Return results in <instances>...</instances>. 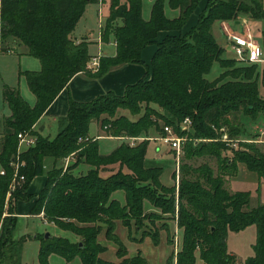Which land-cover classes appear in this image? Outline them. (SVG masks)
<instances>
[{"label":"trees","instance_id":"trees-1","mask_svg":"<svg viewBox=\"0 0 264 264\" xmlns=\"http://www.w3.org/2000/svg\"><path fill=\"white\" fill-rule=\"evenodd\" d=\"M99 1L0 0V37L16 38L41 64L39 71L22 73L35 97L34 105L30 106L16 89H3L10 116L4 120L0 142V170L4 171L0 176V257L9 253L11 264H21L20 245L26 240L13 242L16 219L12 216L17 202L30 198L29 183L44 176L47 182L29 214L41 216L45 223L71 232L80 240L74 243L52 235L48 239L35 238L40 241L38 264H49L53 254L67 262L80 258L83 264H114L100 257L106 251L98 242L102 225L107 226V238L118 244V255L125 256L127 250L115 235L116 222L126 227L135 222L140 227L145 219L154 216L146 213V201L168 215L169 220H176L182 231L176 264H196L197 253L204 264H239L237 256L228 252V234L253 225L257 227L255 256L244 264H264V205L250 208V194H231L224 188V180L214 178L210 168L198 170L210 188L199 180L184 179L176 191V185L168 187L161 182L162 168H148L145 164L148 134L159 128V121L187 135L180 132L179 125L191 119L193 132L189 136L200 143L199 155L220 159L230 145H242L230 115L240 111L253 118L264 115L256 64H242L235 57H226L213 32L215 24H243L242 17L264 23V0H208L198 23L186 33L184 28L202 0H152L149 20L143 18V0H111L104 38L113 32L117 55L101 58L97 75L126 64L144 65L143 49L157 44L147 75L127 86L122 96L110 91L91 102L71 101L58 135L54 139L43 137L33 131V126L69 82L87 72L91 61L88 45L76 44L70 35L87 5ZM166 6L177 10L178 16L167 17ZM162 31L177 34L158 43L156 39ZM262 43L264 46V39ZM215 64L223 72L210 81L207 76ZM228 77L231 80L225 81ZM262 77L264 83V70ZM94 122H100L108 134L105 137L139 142L123 141L110 154L102 155L99 141L89 137ZM225 129L228 138L221 141ZM27 131L36 138L35 144L18 153L17 135ZM87 138L91 141H85ZM204 140L212 142L204 144ZM243 146L247 150L237 151L232 164L227 160L224 166L234 170L237 163H244L264 177V153L252 145ZM67 159L70 161L64 168L60 162ZM15 162L17 174L25 182L6 203L13 176L11 164ZM81 165L88 166V170L82 171ZM117 191L125 192L124 204L113 198ZM152 237L157 242L158 236ZM121 264L147 263L139 254Z\"/></svg>","mask_w":264,"mask_h":264},{"label":"crops","instance_id":"crops-1","mask_svg":"<svg viewBox=\"0 0 264 264\" xmlns=\"http://www.w3.org/2000/svg\"><path fill=\"white\" fill-rule=\"evenodd\" d=\"M108 0H100L97 4H88L86 10L79 20L76 29L70 35V39L76 44L86 43L88 45L89 54L91 56L90 64L88 65L87 72L80 73L76 75L67 85V87L58 95L52 105L44 112V114L39 118L37 123L33 126V131L38 133L43 137H49L54 139L60 129V121L68 115L69 105L71 101L77 102H91L98 98L101 95H104L110 91L115 94L122 96L125 93L127 86L132 85L143 79L148 72L147 67L151 65L152 59L157 51V48L154 44L147 46L142 51V60L144 65L137 64H126L118 68L110 70L107 74L103 76H98L100 69V60L103 57H115L117 55V44L113 32L109 36L104 38V32L106 28V21L110 15L109 12V3ZM208 0H202L199 8L190 18L188 24L184 28V33L188 32L198 23L199 14L206 7ZM125 3V2H123ZM170 8V7H169ZM150 7V15H151ZM171 9V8H170ZM166 10V9H165ZM172 10V9H171ZM178 16L179 12L177 10H172ZM166 13V11H165ZM143 14H144V4H143ZM168 17V16H167ZM144 18V17H143ZM170 18V17H169ZM173 19V18H171ZM120 23V21H118ZM220 25L222 32L226 38L225 29L229 31L230 27L227 24H218ZM215 26V25H214ZM232 31L244 32L243 24L232 26ZM175 32L162 31L158 34L156 42H162L167 36L175 35ZM1 38V37H0ZM227 41V38H226ZM220 44V43H219ZM224 50L225 55L228 58L234 56L231 51L230 45L220 44ZM18 51V52H16ZM0 52H4L8 55L19 54L20 57L26 58L31 57L28 55L27 48L16 42L15 38L9 36L7 38H1ZM97 60L98 66H93L94 61ZM25 71H39L41 68L40 62L36 67H26ZM38 68V69H37ZM213 70V69H212ZM223 70L220 67V74ZM21 72H19L20 74ZM211 74V73H210ZM209 74V75H210ZM208 75V76H209ZM219 72L216 77L209 79L210 81L215 80L219 76ZM207 76V77H208ZM9 86V85H8ZM14 89V86H9ZM260 96L264 99V83L259 86ZM29 104V103H28ZM10 116V111L3 116V119L0 120V142L1 137L4 133V120ZM56 126V131L52 137L51 128ZM100 124L94 122L91 124L89 137L100 141L101 139H112L121 141L119 138L115 137H102L100 134ZM155 131L151 130L148 134L149 142L162 143L159 139L162 135L155 137ZM255 143L257 146L264 147V126L257 133ZM149 143V146H150ZM119 145V144H118ZM235 145V144H233ZM148 146V150H149ZM26 147L20 146L19 151H23ZM116 148V147H115ZM114 150V149H113ZM158 154L160 148L156 146ZM247 150V149H245ZM100 151V148H99ZM111 153V152H110ZM108 153V154H110ZM102 155H108L101 153ZM75 161V160H74ZM229 164H232V159H230ZM80 168L82 171L86 172L88 166L81 165ZM150 168V167H148ZM231 170V169H228ZM232 172L226 173L224 176L225 179V188L231 194L238 192H247L250 194V208H257L260 205H264V177H260L259 174L252 172L244 163H237L236 169L231 170ZM44 177V176H41ZM37 178V177H35ZM45 178V177H44ZM166 186V185H165ZM168 187L174 185H167ZM34 200V199H33ZM121 202V201H120ZM124 204V203H122ZM145 211L147 214L155 213L159 210L153 207L148 201L145 202ZM15 216L21 218H41V216H31L28 214H20L17 212V204L15 205ZM43 221V219H42ZM44 222V221H43ZM102 233L98 237V242L106 248V251L100 256L104 261L121 264L124 260L132 259L137 255L141 254L147 264H169V253L170 245L172 244V239L169 234L172 235L173 232L181 233L176 220H170V222L163 223L161 226H158L160 234L158 235L157 242L154 241V235H148L140 227H137L135 224H132L131 227H126L121 221L116 222L115 234L118 236L120 242L125 246L127 254L123 257L118 255L119 246L113 241H110L106 236L107 226L102 225ZM155 228V227H153ZM170 231V232H169ZM247 231L252 232V241H250L249 249L245 252V247L243 244V236ZM182 237V236H181ZM257 240V227L250 226L241 232H230L227 238L228 252L234 254L238 258L239 264H244L245 261L255 256L254 245ZM180 250V248H179ZM243 250V251H242ZM199 256V253H197ZM68 264H83L80 258L74 259ZM196 264H204L200 256L197 258Z\"/></svg>","mask_w":264,"mask_h":264},{"label":"rangeland","instance_id":"rangeland-1","mask_svg":"<svg viewBox=\"0 0 264 264\" xmlns=\"http://www.w3.org/2000/svg\"><path fill=\"white\" fill-rule=\"evenodd\" d=\"M126 1L127 0H122V3ZM107 3H109L108 5L110 12L111 0H108ZM143 4H144L143 17L145 20H149L150 19L149 10L150 7L153 5V1L143 0ZM165 11L168 17L170 18L177 17L176 13H174L169 8V6H166ZM241 19L244 26V32H246L248 28H250L256 39L262 42V40L264 39V23L250 20L247 17H242ZM213 32L218 43L223 45H226L227 42L229 44V40L227 38V35L229 33L240 36H243L245 34L244 32L241 33V32L232 31V28L230 27L229 31L225 29V34L227 38L226 41L222 29L218 24H215V26L213 27ZM15 41L19 43V40H17L16 38ZM0 45H1V38H0ZM154 46L157 48V44H154ZM229 47L231 48V46ZM38 62L39 61L33 57L22 58L17 53L14 55H8L4 52L2 53L0 52V120L3 119V116L6 115V113L8 112L7 105L3 100V89L6 86L9 87L13 85L14 89H16L19 92V94L29 103L30 106L34 105L35 97L29 91L25 81V77L22 75V72L28 69L26 67H33L35 65L37 67ZM256 66H257V71L255 72V74L257 73L260 74L259 77V86H260L261 83L263 84L262 74L264 70V63L256 64ZM236 67L239 68L240 64L236 65ZM212 69L213 70L211 71V74L208 76V79H213L214 77H216L218 72L220 75V66L218 64H215ZM19 72L21 73L19 74ZM229 80H231V77H228L225 81H229ZM127 115H129V113H127ZM229 119L233 121L235 126L238 128V132H239L238 138L240 142H242L241 143L242 145L240 144L230 145L228 149L222 151V155L220 159L212 157L208 154L199 155V151L197 148L198 146H200L199 145L200 143L198 141L192 140L189 136V133L193 132V127H191L186 135L187 142L183 146L178 172H177V161H176L175 152L172 151L167 145H164L162 143L160 144L157 142L150 143L149 150H147V155H146V161H145L146 166L150 168H154V167L162 168L163 173L161 176V182L166 186L176 185V191L179 190V186L181 185V182L184 179L199 180L202 185L208 187V184L204 179L203 175L200 172H198V170H200V168L203 167L210 168L213 172L214 178L221 177V179L224 180V188H225L224 176L226 173L230 174L232 171L228 170V168L224 166V164L227 160L233 159L234 154L237 151L245 150L243 144L252 145L257 150H259V152L264 153V147L257 146V144L255 143L256 141H254L256 140L257 133L264 126V115L262 113H260L256 118H253L251 116H245L244 112L240 111L238 112V114L230 115ZM164 126H165V122L159 121V128L152 129L155 131L154 133L155 137L161 135V129ZM100 129H101L100 135L102 137L108 135L106 131L101 128V124H100ZM55 131H56V126H53L51 128L52 137ZM217 134H220V132H217ZM225 137L228 138V129L224 130L221 141H225L224 140ZM218 140L219 139H216L215 142L218 143L219 142ZM123 141L124 142L128 141L129 143H132V141L129 139H123L119 142L117 140L103 138L99 141L100 151L101 153L108 154L112 152L113 149H115V147H117L118 144H120ZM136 142L139 141H134V143ZM202 142H205L204 144H211L212 141L204 140ZM156 146L160 148L159 154H158L159 150H156ZM60 164L64 166V168H66L67 160L60 162ZM174 173H176L175 179L173 178ZM177 180L179 181V186H177L178 185ZM45 182H47V179L40 176L34 178L29 183L27 187V194L29 195L30 198L26 201L17 202L18 213L20 214L30 213L34 205L33 199H35V197L38 196L41 193V191L44 189ZM113 198L121 201V203H125V192L117 191L116 193H114ZM158 210H159L158 212L153 213L154 216L152 218L145 219L140 226L142 230L145 229L148 230L144 232L148 234L150 233L151 235L154 236H158V234H160V231H158L159 229L158 226H161L163 223L170 222L169 216L163 215L162 211L160 209ZM12 217L16 219V227L12 235L13 242L14 243L19 242L22 239L26 240L20 245L21 247H20L19 259L21 264H38V249L40 246V241L35 238L41 240L43 239L44 235L47 233H49L50 235L56 238L57 237L68 238L71 242L74 243L79 242L80 240V237H77L71 232L63 231L53 224L45 223L42 221L41 218H21L15 215ZM133 224H135V222H133ZM244 234L245 235L242 238L246 252L249 249L250 241H252V232L247 231ZM169 236L172 239V244H169L170 245L169 264H176L177 253L182 243V237H181L182 235L181 233H177L175 231L172 233V235L169 234ZM199 256H197V258ZM11 263L12 262H11V258L9 257V253L5 254V256L2 258L0 257V264H11ZM49 264H68V262L63 257L53 254L49 258Z\"/></svg>","mask_w":264,"mask_h":264},{"label":"built area","instance_id":"built-area-1","mask_svg":"<svg viewBox=\"0 0 264 264\" xmlns=\"http://www.w3.org/2000/svg\"><path fill=\"white\" fill-rule=\"evenodd\" d=\"M247 26V25H246ZM248 27V26H247ZM243 36L228 34L227 38L229 40V44L231 46V51L234 54L236 60L242 64H259L264 63V46L263 43L256 39L253 35L250 28ZM93 66H98L97 60L94 61L92 64ZM192 127V120L187 118L185 119L180 125V132L181 133H188L190 128ZM18 139V153L19 147H30L35 144L36 138L30 134L29 131L21 132L17 135ZM162 144L167 145L172 151L176 154V161H177V172L180 165L181 154L183 150L184 144L187 142L186 135H180L172 126H165L164 127V134L159 139ZM227 141V138H224ZM85 141H91V139L87 138ZM132 144H134L135 140H131ZM70 159H67V165ZM11 166L13 167V176L10 181V184L7 189L6 194V203L11 195L16 191L17 187H21L25 182V178L23 176H18V162L12 163ZM4 175V171L0 170V176ZM179 179V178H178ZM179 186V181L177 180Z\"/></svg>","mask_w":264,"mask_h":264},{"label":"water","instance_id":"water-1","mask_svg":"<svg viewBox=\"0 0 264 264\" xmlns=\"http://www.w3.org/2000/svg\"><path fill=\"white\" fill-rule=\"evenodd\" d=\"M44 237L48 239V238L51 237V235L49 233H47V234L44 235Z\"/></svg>","mask_w":264,"mask_h":264}]
</instances>
